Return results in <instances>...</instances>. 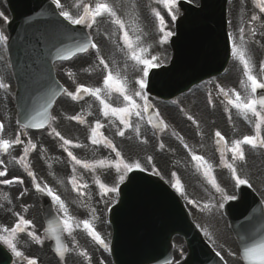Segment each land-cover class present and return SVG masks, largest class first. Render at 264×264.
<instances>
[{"label": "snow or ice", "instance_id": "1", "mask_svg": "<svg viewBox=\"0 0 264 264\" xmlns=\"http://www.w3.org/2000/svg\"><path fill=\"white\" fill-rule=\"evenodd\" d=\"M52 3L58 8L61 9L59 11V16L63 17L65 21H67L71 25H83L87 28H91L94 24L97 23V18L107 16L111 18V22L118 26L119 30L122 32V40L124 45L128 50V56L132 61L136 63V65L140 66V71L142 75L138 80H136V84L138 85L137 90H131L129 87V82L126 77L121 76L120 72L117 71L115 74L108 68V64L104 61L103 58H100L99 63L104 66V69L107 70V75L103 79V88H89L83 85H80L77 88V94H90L95 97L96 100L102 105V110L104 116H114L119 122L124 126V128H133V131L137 136L140 135L139 125L133 127L131 122V117L133 115L137 117L143 118L144 114L148 112V109L151 107L148 96L146 94V89L149 85V74L152 69L158 67L157 57L151 56L148 58L145 54L148 49L140 46V36H136L135 40L130 36L129 31L126 28L125 20L122 19L116 10V7L109 3L108 0H97L95 5L92 4H83V11L81 14L73 16L69 11L64 10L63 5L60 3V0H52ZM158 4H161L165 9L168 10L169 13H172L173 8L175 7L177 0H157ZM79 7L80 5H76ZM260 11L264 12V0H261ZM153 15L159 22V29L163 33V40H167L172 33L165 31L166 24L164 16L161 15V12L153 9ZM0 15H3L0 13ZM6 19V18H5ZM176 16L172 15V20H175ZM258 17L253 16L252 20H256ZM135 30V29H134ZM254 35V32H253ZM7 37L3 34H0V41H6ZM240 43H233L231 48V55L234 59H236L243 68V76L246 80H241V85L244 88V96H241L240 92H237L235 89L225 90L224 88H219V91L225 97V100L232 108L236 109L239 114H241L245 119H249V117L255 118V135H245L242 139H236L231 142V145L225 140V138L221 135L219 131L215 133L217 139V144L223 143L224 147L220 149L221 154V164L223 167L229 169L231 171V175L235 180L237 186L240 185H248L251 186L248 180L241 178L237 174V168L235 166L236 161H244L245 160V151L244 145H248L251 148H264V135H261V132L264 131V95L260 94L261 91H264V62H262L259 66L258 73L254 72V65L252 63L251 58L248 55V49L246 47V43L244 41L243 29H241V37ZM89 48L97 49L99 51L98 46L91 41L90 38H85L84 42L81 43L75 50V52L70 51L67 56L62 57L63 59H69L71 56H74L77 52L83 53L87 52ZM71 75V74H70ZM3 82H0V88H6ZM231 92V94H230ZM113 93L118 94L122 97V106L115 107L109 102H107L105 97H110ZM65 94L71 97L72 99H78L79 95H74L72 92H68L65 89ZM234 97V98H233ZM139 98L142 101V104L137 103V99ZM211 102V101H210ZM48 119L47 109L44 111L38 112L36 116L32 117V126L36 128H42ZM73 119H77L80 122V117H73ZM156 120L157 127H166L164 125L163 120L159 119V114L157 113L155 117L149 116L148 123H153V120ZM188 119H192L191 116ZM27 127V125H26ZM102 128V124L97 121L95 127L91 130V142L92 144H99L101 140L97 139L98 130ZM4 131L3 123H0V134ZM55 132V130H53ZM124 131H119L118 135L124 136ZM56 136H59L65 145H69L72 142L65 139L63 136H60L59 132H55ZM146 142V141H145ZM22 141L20 137L17 136L14 140L3 139L0 138V152L7 153L8 150L15 144H21ZM103 143L105 146L111 148L118 158L115 167L117 171L123 169V174L119 176V182L123 183L125 179V175L128 172H131L134 168L140 169L143 171L144 169L141 167L139 162L135 164L125 163L121 158V154L119 151H116L115 146L112 144L110 140L106 137L103 138ZM31 148L34 150L36 145L31 144L29 141ZM75 147H80V145H74ZM187 148V144L184 145ZM163 147V145H161ZM231 153L232 160L231 162L226 159V153ZM28 155V149L24 150V156L20 158V161L25 163V167H29L26 163V157ZM68 155L72 158V160L77 165H82L84 168H94L93 164L89 162L81 161L77 159L71 151L68 152ZM193 161L196 162V166L198 169H203V175L208 179V182L212 185L213 188L216 189L217 192L223 193V189L219 186L216 181L215 176L212 174V165L209 164L204 157L199 155H192ZM149 162H151V157L148 158ZM100 166L105 165L104 160H100L96 162ZM0 164H3V160H0ZM75 171V170H74ZM7 175V171H0V177H5ZM28 175L33 178L35 181V174L32 171H28ZM175 176V173H173ZM14 181L18 183H23L19 178L13 179H4L0 181L3 184H12ZM96 184L99 186L101 193L106 194L108 192H116L118 189L116 187H107L104 183L101 182L100 179H96ZM73 187L75 190L79 191L83 187H87V185H79L75 178L71 180ZM35 187L38 191L46 192L48 196L52 198L54 202L58 205V211L63 212V217L59 223L53 224L49 226L48 231L51 232L55 236L56 243L58 245L57 252L61 255V259H63V254L61 253V247H64V251H66V246L61 245V239L59 235H57L58 231L63 226L64 230L71 231L73 224V217H71L68 213V209L63 200H61L60 196L55 194L51 188L47 186L41 187L38 183L35 184ZM177 190H181V184L179 179L176 180V183L173 185ZM236 197H226V199H235ZM189 203H195V201H189ZM208 207V205H205ZM18 216V222L11 228L4 227L0 229V232L7 233V235H0V241L6 244L15 256L21 258L22 260H26V264H37L35 259L26 258L24 253L17 249V244L14 242L17 238L18 233H24L27 231L28 226L31 225V221L25 219L23 216ZM83 226V229L86 231L87 235L90 236L95 242L101 244L105 249L108 248L107 243L102 239L100 234L94 229L93 225L89 220L79 221L76 226ZM27 235L35 240L36 243H42L40 238L35 235L34 232H27ZM86 255V253H82ZM219 256L220 253L217 252ZM233 255H235L233 253ZM242 260H247L248 264H264V239H261L259 243H254L251 245H245L242 253Z\"/></svg>", "mask_w": 264, "mask_h": 264}, {"label": "rangeland", "instance_id": "2", "mask_svg": "<svg viewBox=\"0 0 264 264\" xmlns=\"http://www.w3.org/2000/svg\"><path fill=\"white\" fill-rule=\"evenodd\" d=\"M138 6L140 8H143L144 10V3L143 0H138L137 1ZM0 9H2L0 7ZM3 18L0 17V21ZM0 31H2L4 33L5 31V27L4 25L0 27ZM160 32V31H159ZM157 33L155 36L152 35L151 40L149 41V43L156 48V46L158 45V38L160 37V33ZM135 37L136 36H140V41H139V45L143 46V47H149L148 44L144 41V37L146 35H148L145 31L144 32H134ZM120 35H118V42L116 41V43H114V45H108L107 48L108 50L102 48L99 46L98 43V38H96L95 44L98 46L99 51L97 52V49H93L92 52H90L87 55H83L80 56L76 59H74L73 61H69L67 63H58L57 64V71L58 74L62 80V82L66 85L67 87V91L68 92H74L80 85H83L85 87H89V88H96V87H100L103 88V83H102V78L104 75H107V70L104 69V66L101 65L99 63L100 58H103L104 61L108 64V68L109 70L112 69V64L113 61L110 58H114L116 56V49L124 56V58H130L128 56V50L126 48V46L123 43V40L121 37H119ZM162 46L167 45L168 46V42L166 43L165 41H163L161 43ZM110 50H115V51H110ZM2 53H5V56H2ZM160 58H162V61H164L163 59L165 58L164 53H162V55L159 56ZM6 62L8 63L7 60V54H6V50L4 49V52L0 51V62ZM105 70L104 74H101V71ZM112 71V70H111ZM113 72V71H112ZM1 73V72H0ZM116 72H113V74H115ZM2 74V73H1ZM71 74V75H70ZM140 75H142V72H140ZM3 76V77H2ZM2 76H0V82H3L5 85H7L6 88H0V91L3 93V96L5 98V105L3 106V111H2V116L0 117V123H3L4 125V131L2 134H0V138L3 139H9V140H14L17 136L20 137V140L22 141L21 144H15L13 145L7 153H2L1 154V160H3V164H1L0 167H2V169H6L8 171L7 175L5 177H0V181L4 180V179H13V174H12V168L13 166L17 165L18 163L20 164V150L25 147L26 149H28L29 151L32 150L31 145L29 144V141H31V144H35L36 145V152L38 153H42L45 156H49L51 154V152L48 149V145L47 144H41L39 145L37 142L41 141L42 139H51V140H55L56 138L53 135V130L58 129V116L56 114V109L55 112L53 114V119L51 120V123L49 125V127L44 130V131H30L27 129H24L23 127L19 126L17 124L16 118H15V108H14V104H13V92H14V83L12 81V78L10 77V73L5 71V74H2ZM113 95V94H112ZM107 100V97H105ZM67 100L72 102V105H76V106H90L93 101H95V103L98 105L100 104L98 100L95 99V97H93L92 95L88 94V97H86V99L80 101V100H76V99H72L71 97H69L68 95L64 94L58 102V106H61L65 103H67ZM138 101L141 103V101L138 98ZM12 102V103H11ZM110 104H112L113 106H117L116 103H113L112 101H108ZM101 110H102V106H100ZM70 111V110H69ZM71 115V114H70ZM114 116H105L103 117V121L104 123L108 124L109 122H111V120L113 119ZM141 119V117H138V122L140 124L144 123L143 118L141 119V122L139 121ZM118 121L114 120V127H112V129L110 128V126L108 127V130L106 131V136L109 138L115 137V133L118 132ZM61 155H62V161L64 163H70L76 170L78 169V167L74 166L73 163H71L69 161V159H67L65 153H64V149L65 146L61 145ZM173 154V165L171 168V173H170V178L171 181H173L174 179H179L182 188L184 190L185 193V198L187 201H191L192 198H196L197 197V193L195 190V187L197 185H200V178L195 175L192 172H187V175L178 172V164H177V159L178 157ZM178 163H180L178 161ZM192 166V165H191ZM193 167V166H192ZM43 170V169H42ZM173 173H175V176H173ZM78 174V173H77ZM41 175H45L44 171L41 172ZM95 175V173H94ZM114 179L107 183V187H117V185H119V176H115L113 177ZM93 181L95 182L96 180ZM105 181L103 180L102 183H104ZM105 184V183H104ZM15 187L14 190L11 189V187ZM20 185H16V183H12V184H3L0 183V203H5V202H15V201H21L23 198L24 193L27 191L25 190L24 192H22L20 190ZM55 194H57L56 190H55ZM100 200H102L104 203H111L115 200V192H108L105 196H100L99 198ZM192 210L194 211L193 206L191 205ZM196 212H198V210H196ZM204 214L205 211L204 209H200L198 212L197 217H199L201 220H205V222H202V224H200L199 222L197 223L199 225V227L202 229V231H204L207 236H209V238H211L213 240H215V244H217L218 242V238L216 237L217 235H215V232L213 231V226L212 224L207 223V218L205 216L204 218ZM1 228V226H0ZM223 229H227V227H225V225L223 226ZM228 231L225 230L222 235L224 240L228 239ZM75 253V250H73ZM175 259H179L181 256L184 255L185 253V247H184V243L181 239H176L175 241ZM50 255V254H49ZM45 257H48L47 255H45ZM51 262L53 264H55L52 260Z\"/></svg>", "mask_w": 264, "mask_h": 264}, {"label": "water", "instance_id": "3", "mask_svg": "<svg viewBox=\"0 0 264 264\" xmlns=\"http://www.w3.org/2000/svg\"><path fill=\"white\" fill-rule=\"evenodd\" d=\"M189 10H194V11H197V12H201L202 11V9L196 10V9H193V8H189ZM16 27H17V22L13 23V31L16 29Z\"/></svg>", "mask_w": 264, "mask_h": 264}, {"label": "flooded vegetation", "instance_id": "4", "mask_svg": "<svg viewBox=\"0 0 264 264\" xmlns=\"http://www.w3.org/2000/svg\"><path fill=\"white\" fill-rule=\"evenodd\" d=\"M223 147H224V145L220 149H222ZM220 149H219V151H220Z\"/></svg>", "mask_w": 264, "mask_h": 264}]
</instances>
